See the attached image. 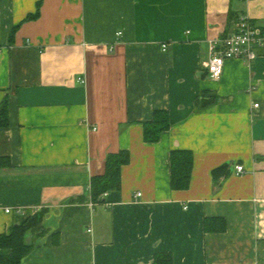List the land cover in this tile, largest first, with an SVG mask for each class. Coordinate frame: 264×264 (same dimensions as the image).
Wrapping results in <instances>:
<instances>
[{
	"label": "crops",
	"instance_id": "crops-1",
	"mask_svg": "<svg viewBox=\"0 0 264 264\" xmlns=\"http://www.w3.org/2000/svg\"><path fill=\"white\" fill-rule=\"evenodd\" d=\"M40 1L0 0V234L41 224L21 264H264V49L205 66L240 15L264 27V0H42L29 18ZM160 109L171 128L145 141ZM176 149L194 154L186 190ZM120 150L122 186L94 202Z\"/></svg>",
	"mask_w": 264,
	"mask_h": 264
},
{
	"label": "trees",
	"instance_id": "trees-1",
	"mask_svg": "<svg viewBox=\"0 0 264 264\" xmlns=\"http://www.w3.org/2000/svg\"><path fill=\"white\" fill-rule=\"evenodd\" d=\"M43 1L38 4V11L29 14V18L39 17V9ZM200 106L208 103V100L198 101ZM9 102L7 98L0 105V127L8 126ZM144 140L158 142L163 132L171 128L170 113L167 110H156L152 120L144 123ZM171 184L173 189L186 190L191 185L194 154L190 150L176 149L171 152ZM105 174L93 176L91 179V195L95 201H103L102 194L111 190H120L122 182V167L131 160L127 150H120L117 153L107 154ZM223 226L219 229H223ZM41 229V224L36 216L25 215L19 224L14 225L11 233L0 234V248H10L11 253L7 256L0 255V264H21L22 258L31 250V245L26 244L25 236L29 231ZM207 228V227H206ZM174 257L169 252L156 253L155 259L150 264H173Z\"/></svg>",
	"mask_w": 264,
	"mask_h": 264
},
{
	"label": "built area",
	"instance_id": "built-area-1",
	"mask_svg": "<svg viewBox=\"0 0 264 264\" xmlns=\"http://www.w3.org/2000/svg\"><path fill=\"white\" fill-rule=\"evenodd\" d=\"M235 24V28L230 33L209 40L210 57L205 62V66L213 78L217 79L223 74L227 60L241 58L253 61L259 57L260 50L264 49V27L254 23L247 14L240 15ZM163 48L166 50L167 44H164ZM258 105L255 106L258 107ZM235 167L238 173L245 171V167L241 164H236ZM105 195L107 192L100 198ZM137 195L140 196L141 193L139 192ZM6 211L12 212V209L7 208ZM18 212L25 214L26 210L20 208Z\"/></svg>",
	"mask_w": 264,
	"mask_h": 264
}]
</instances>
